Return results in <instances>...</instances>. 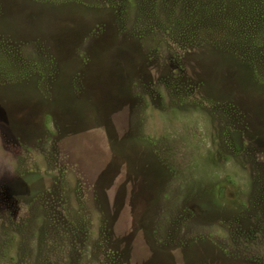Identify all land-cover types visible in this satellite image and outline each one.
Here are the masks:
<instances>
[{
	"label": "rangeland",
	"instance_id": "1",
	"mask_svg": "<svg viewBox=\"0 0 264 264\" xmlns=\"http://www.w3.org/2000/svg\"><path fill=\"white\" fill-rule=\"evenodd\" d=\"M194 2L0 0V264H264V47Z\"/></svg>",
	"mask_w": 264,
	"mask_h": 264
},
{
	"label": "trees",
	"instance_id": "2",
	"mask_svg": "<svg viewBox=\"0 0 264 264\" xmlns=\"http://www.w3.org/2000/svg\"><path fill=\"white\" fill-rule=\"evenodd\" d=\"M194 1L190 3V10L187 7L181 20L174 26L182 28L185 40L191 44L212 41L213 49L217 52L220 51L216 48L223 49L225 45L238 43L241 47L246 46V60L253 62V54L264 47V0ZM201 32L207 33L208 38L200 37ZM228 56L231 59L237 57L235 53Z\"/></svg>",
	"mask_w": 264,
	"mask_h": 264
}]
</instances>
